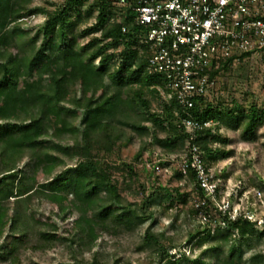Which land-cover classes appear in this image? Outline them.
Instances as JSON below:
<instances>
[{
  "label": "trees",
  "instance_id": "16d2710c",
  "mask_svg": "<svg viewBox=\"0 0 264 264\" xmlns=\"http://www.w3.org/2000/svg\"><path fill=\"white\" fill-rule=\"evenodd\" d=\"M33 1L0 0V239L11 238L0 249V261L20 262L15 237L20 233L28 236L31 215L27 202L34 195L36 174L41 170L50 175L58 163L56 153L44 150V138L56 122L62 124V128L55 130L59 135L81 133L85 146L77 144L76 149L82 146L86 150L97 136L106 141L107 148L113 147L124 138L125 127L131 129L133 139L139 138L144 130L148 131L149 145H155L158 151L162 148L167 151L166 160L158 157L152 163L150 159L148 167L167 172L176 170L181 185L192 184L194 203L206 197L196 171L189 168L186 173L182 172L172 158L184 157L191 144L197 145L203 165L214 174L218 193L216 199L206 197L207 205L195 209L200 222V211H216L217 201L227 194L226 181L222 180V170L218 166L234 155L231 138L224 134L222 126L240 131L243 142H252L260 120L264 119V108L254 101L243 104L235 98L225 103L219 94L214 95L216 99L198 98L194 107L188 109L175 98L168 99L165 76L149 66L151 51L143 40L145 29L135 24L129 15L115 20L119 9L112 0H65L62 7L54 10L40 5L30 7ZM39 12L47 14L37 31L42 36L40 43L38 34L24 38L26 31L21 26L23 18ZM82 14L91 22L87 30L92 36L78 43L75 38H69L68 30L76 23L72 16L77 19ZM123 25L127 26L126 31ZM59 28L62 32L57 35ZM16 48L20 49L16 51ZM245 58H250V53L222 57L213 62L207 70L209 81L213 83L211 90H217L219 78L227 77L235 62ZM69 82H80L82 95L89 101L81 108V114L65 106L68 102L71 103L68 107L76 103L69 97ZM101 87H105V91L89 100V92L95 94ZM77 93L78 89L75 98ZM135 102L141 111L135 112ZM188 113L201 122H210L197 129L193 139L183 122ZM53 115L57 116L56 122ZM135 116L144 119H134ZM92 159L81 160L71 168L73 176H69L71 169L67 168L37 188L43 197L59 202L64 218L78 214L73 243L88 249L95 246L103 233L116 234L121 225L130 227L136 220L153 219L156 213L153 207L149 212L146 208L147 203H155L156 192L143 196L142 212L133 203H123L114 209L118 188L112 177ZM24 160L28 163L26 167L20 164ZM128 168L135 174L133 167ZM180 189V186L172 191L167 189V199L172 200L173 191L184 198L190 195ZM12 197L15 202L13 206L10 202L9 206ZM238 199L236 203L244 212H254L256 208L244 207ZM10 210L13 214L8 219ZM227 222L226 227L215 231L208 224L202 231L189 230V241L196 240L201 249L199 254L192 250L171 252L174 246H166L161 241V237H170L164 229L155 232L148 227L145 238L161 249L160 259L168 264H264L263 252L245 259L243 248L245 243L250 244L252 236L263 237L264 230H259L264 226L243 217ZM39 235L41 240L34 244L36 248L49 247L57 241L49 230ZM171 239L173 243L175 240ZM213 254L215 259H212ZM77 264L100 262L94 257L90 263Z\"/></svg>",
  "mask_w": 264,
  "mask_h": 264
},
{
  "label": "rangeland",
  "instance_id": "374dc122",
  "mask_svg": "<svg viewBox=\"0 0 264 264\" xmlns=\"http://www.w3.org/2000/svg\"><path fill=\"white\" fill-rule=\"evenodd\" d=\"M64 1L34 0L30 7L40 5L48 10H54L62 7ZM46 16V13L39 12L23 18L21 26L26 31L24 38L38 34L40 43L42 36L37 31L44 23ZM74 16L72 17L73 20H76V23L71 29L72 31L68 30L70 31L69 38H75L78 43H84L92 36L87 30L91 22L84 18V14L77 19ZM61 32V28L57 29V35H60ZM19 49L16 48V51ZM219 81L217 90H211L212 98L216 99L215 96L219 94L225 103H229L232 98H235L236 101L243 104H249L254 101L259 107L264 108V57L251 56L250 58L237 60L232 70L228 72L227 77L219 78ZM76 88L78 93L75 98ZM80 88V82L68 83L67 89L71 92L69 97L79 103H75L72 107H68L71 106L70 102L65 104L67 108L76 109L78 114H81V108L89 103V101L84 99ZM104 91L105 87H101L95 94L89 92V100L90 98L95 99ZM134 105L135 112L141 111V107L137 102ZM53 118L56 122L57 116L53 115ZM136 118L138 120L144 119L143 116H135L134 119ZM59 127L62 128L61 122L54 123L50 130L51 133L44 138L46 141L44 150L56 153L59 159L52 174L47 175L41 170L36 174L34 195L27 202L31 215L29 217L28 236L25 237L20 233L15 237L18 242L16 255L20 258V262L17 264L90 263L94 257H97L100 264H166V260L160 259L161 249L148 243L145 238V231L148 227H151L155 232L164 229L171 238H174L175 241L172 243L170 237H161L163 244L174 246L171 251L180 252L181 250H187L189 252L192 250V252L195 251L196 254H199L201 249L196 240L189 241V230H193L194 233L198 230L202 231L207 224L212 231L217 230L219 227L224 228L227 226V219L224 218L225 215L219 208L212 213L218 219H224V224H218V222L204 224L200 222L193 200V194L195 193L193 186L190 183L181 185L180 179L176 175V170L173 172L171 169L170 172H167L156 170L151 166L148 167V164H151L148 163L150 159H152V163L158 157L162 160L167 159L166 150L162 148L160 149L161 151H158L154 147L155 145H149L150 133L148 131L144 130L145 132L139 138L133 139L131 129L125 127L123 129L124 138L116 142L113 147L107 148L106 141L97 136L96 140L98 142L93 139L90 143V149L86 150L82 146L76 149L77 144L85 146V143L82 142L81 133H63L59 135L55 131ZM222 130L226 136L231 138L234 155L221 161L218 166V169L222 170V180L226 181L227 185V194L220 199V202L229 200L231 206H239L236 203L239 195V204L244 207L248 205L252 210L256 208L253 212L255 217H264V119L260 120L252 142H243L240 131H233L226 126H222ZM148 148L149 151L147 150ZM158 153L160 155H157ZM87 158H93L92 160L97 162L104 172L112 177L113 182L116 184L118 188L115 194L117 203L113 205L114 209L123 203H133L138 206L139 212H142L143 196L147 192H156L155 203L146 204L148 212L152 207L156 212L153 219H146L141 222L136 220L130 227L121 225L117 229L118 233L116 234L105 232L99 237L92 249L84 248L83 246L79 248L76 243H73V238H75L76 234L74 224L79 219L78 214L72 213L64 218L59 202H51L37 190L38 187H41L42 182H45L55 173L67 168H74L81 160ZM20 164L21 166L24 165V167L28 166L27 160ZM128 166L134 168L135 174L129 170ZM73 175L74 170L71 169L69 176ZM236 185L240 186V188L237 189ZM143 186H145L144 189ZM160 186L165 188L156 189V187ZM177 186L181 187L180 191L182 193H190V195L184 198V196L181 197L173 191L172 200L167 199V189L172 191ZM14 199L15 197L10 199L9 206L10 202L13 206ZM12 214L13 210H10L8 219L12 218ZM213 224H215V228ZM52 226H55L56 229ZM47 230L54 234L57 241L49 247H34V244L41 240L39 234ZM263 230L260 228L259 232ZM9 240H11L9 236L0 239V249H3L4 244ZM243 248L245 259H249L252 255L259 252L264 253V235L260 239L256 235L252 236L250 244L245 243ZM212 259H215L214 254ZM0 264L11 263L9 260L0 261Z\"/></svg>",
  "mask_w": 264,
  "mask_h": 264
},
{
  "label": "built area",
  "instance_id": "2783aa9c",
  "mask_svg": "<svg viewBox=\"0 0 264 264\" xmlns=\"http://www.w3.org/2000/svg\"><path fill=\"white\" fill-rule=\"evenodd\" d=\"M112 1L119 9L115 20L129 15L145 29L143 40L151 51L150 68L165 76L168 99L175 98L187 109L194 107L196 99L211 97L213 83L207 70L213 62L247 53L250 57L264 55V0ZM122 29L126 31L127 26L123 25ZM183 122L191 132V139L197 129L210 123L201 122L190 113ZM172 159L184 173L194 169L206 197L216 199L217 181L203 165L197 145L191 144L184 157ZM206 197L195 201V207L207 205ZM216 204L228 219L243 217L264 226V217H255L240 206H231L229 200ZM200 218L203 223H225L224 219L206 211H200Z\"/></svg>",
  "mask_w": 264,
  "mask_h": 264
}]
</instances>
